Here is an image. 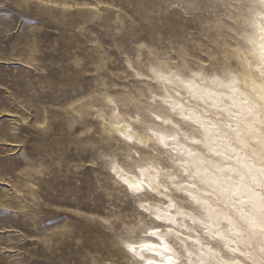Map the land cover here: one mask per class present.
Listing matches in <instances>:
<instances>
[{"label":"clouds","instance_id":"obj_1","mask_svg":"<svg viewBox=\"0 0 264 264\" xmlns=\"http://www.w3.org/2000/svg\"><path fill=\"white\" fill-rule=\"evenodd\" d=\"M112 2L44 129L99 209L71 264H264V0Z\"/></svg>","mask_w":264,"mask_h":264},{"label":"rangeland","instance_id":"obj_2","mask_svg":"<svg viewBox=\"0 0 264 264\" xmlns=\"http://www.w3.org/2000/svg\"><path fill=\"white\" fill-rule=\"evenodd\" d=\"M117 9L112 0H0V264H71L75 236H96L84 219L99 212L88 173L76 171L61 125L44 129L61 109L54 99L88 88L68 61L116 29ZM29 162L41 173L28 176Z\"/></svg>","mask_w":264,"mask_h":264},{"label":"bare ground","instance_id":"obj_3","mask_svg":"<svg viewBox=\"0 0 264 264\" xmlns=\"http://www.w3.org/2000/svg\"><path fill=\"white\" fill-rule=\"evenodd\" d=\"M44 123H45V121H43V124ZM28 165H29V169H27V171H26V174L28 176H32L33 174H40L41 173V164L35 165L33 162H29ZM26 184H28V183H26ZM29 193H30V195L34 194L32 189H30ZM91 215H94V214L91 213ZM91 215L89 214L88 216H91Z\"/></svg>","mask_w":264,"mask_h":264}]
</instances>
